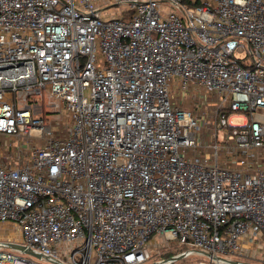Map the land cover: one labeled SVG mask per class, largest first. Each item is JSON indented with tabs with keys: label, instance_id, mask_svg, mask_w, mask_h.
Returning a JSON list of instances; mask_svg holds the SVG:
<instances>
[{
	"label": "built area",
	"instance_id": "built-area-1",
	"mask_svg": "<svg viewBox=\"0 0 264 264\" xmlns=\"http://www.w3.org/2000/svg\"><path fill=\"white\" fill-rule=\"evenodd\" d=\"M0 226V264H38L10 227L53 264L255 256L264 0H0Z\"/></svg>",
	"mask_w": 264,
	"mask_h": 264
},
{
	"label": "rangeland",
	"instance_id": "rangeland-1",
	"mask_svg": "<svg viewBox=\"0 0 264 264\" xmlns=\"http://www.w3.org/2000/svg\"><path fill=\"white\" fill-rule=\"evenodd\" d=\"M116 13H117V11L114 10L113 13L108 14V15H103L102 18H109V17H112V16H114ZM48 100H49L50 102L53 101L52 99H48ZM48 100H45V102H44V100H43V102L46 104V102H48ZM43 102H42V104H43ZM43 111H46V110L43 109ZM55 116H56V118H57V117L60 116V114H57V115L55 114ZM55 116H54V117H55ZM230 120H231L232 124H240V123L242 122V119H241V118H232V119H230ZM67 123H68V122H67ZM67 123H65L64 126H67V127H68V125H70L69 123H68V124H67ZM53 129H54V130H57L58 128H57V127H54ZM220 139H221V132H219V140H220ZM5 150H6L7 152H12L13 149L11 148V146H10V147L6 146V149H5ZM1 154L3 155V153H1ZM1 227H2V226H0V228H1ZM6 227H7V226H6ZM14 230H15L14 228L10 227V228H7V229H6V232H7L8 234H10V233H14V232H15ZM2 232H3V230H0V233H2ZM0 235H1V234H0ZM2 239H4L6 243H9V241H10L9 238H5V235H4V237H3ZM184 248H185V247L178 246V249H177V247H176V248H174L173 250H174V252H177V250H178V252H180V251H182ZM3 251H6V252H9V253H12V254H14V255L20 257V258L31 259V260L37 262L38 264H53V263L49 262L46 258H43V259H37V258H35V257H33V256H30V255H27V254H24V253L18 252V251H16V250L10 249V248H8V247H4V248H3ZM157 259H158V260H162L163 258H162V257H158ZM200 259L204 260V259H206V258H205L204 256L191 257V258H188V259H187V258H184V259L176 260V261H174L172 264H191V263L197 262V261L200 260ZM225 259H228V260H231V261H240V262L245 263V264H264V245H263L262 248H258V249H257V253L255 254V256H249V254H245V255H243V256H227V257H225Z\"/></svg>",
	"mask_w": 264,
	"mask_h": 264
},
{
	"label": "water",
	"instance_id": "water-1",
	"mask_svg": "<svg viewBox=\"0 0 264 264\" xmlns=\"http://www.w3.org/2000/svg\"><path fill=\"white\" fill-rule=\"evenodd\" d=\"M7 247L13 250H16L18 252L33 256L37 259H43V257L40 254H36L34 252H32L31 250H29L27 247L23 246V245H18V244H13V243H8ZM206 256H208L207 254H205ZM182 255L175 257V258H171V260H179L182 259ZM216 259H223L221 257H216ZM230 264H238L237 261H229Z\"/></svg>",
	"mask_w": 264,
	"mask_h": 264
},
{
	"label": "trees",
	"instance_id": "trees-1",
	"mask_svg": "<svg viewBox=\"0 0 264 264\" xmlns=\"http://www.w3.org/2000/svg\"><path fill=\"white\" fill-rule=\"evenodd\" d=\"M177 252H178V250H177ZM177 252H174V250H171V252L169 254H165V256L166 257H171L172 255H174Z\"/></svg>",
	"mask_w": 264,
	"mask_h": 264
},
{
	"label": "crops",
	"instance_id": "crops-1",
	"mask_svg": "<svg viewBox=\"0 0 264 264\" xmlns=\"http://www.w3.org/2000/svg\"><path fill=\"white\" fill-rule=\"evenodd\" d=\"M7 237L10 236V234H5Z\"/></svg>",
	"mask_w": 264,
	"mask_h": 264
}]
</instances>
